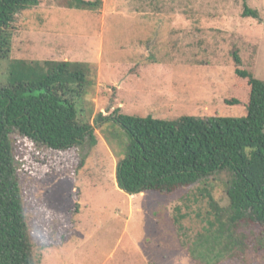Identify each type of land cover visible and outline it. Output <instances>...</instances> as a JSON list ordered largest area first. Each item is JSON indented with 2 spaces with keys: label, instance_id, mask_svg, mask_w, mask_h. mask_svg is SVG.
Returning <instances> with one entry per match:
<instances>
[{
  "label": "rangeland",
  "instance_id": "obj_1",
  "mask_svg": "<svg viewBox=\"0 0 264 264\" xmlns=\"http://www.w3.org/2000/svg\"><path fill=\"white\" fill-rule=\"evenodd\" d=\"M56 2L17 15L11 58L0 60V85L11 82L18 60L88 62L79 103L97 142L54 150L12 131L34 258L40 264H264V227L249 220L235 227L241 250L223 247L206 258L198 250L200 214L208 209L207 197L198 201L199 189L205 184L230 212L229 171L173 194H129L116 178L127 136L117 122L99 119L117 108L165 120L245 115L249 89L236 87L233 52L264 80V0H102L97 10ZM246 3L259 17L244 15Z\"/></svg>",
  "mask_w": 264,
  "mask_h": 264
},
{
  "label": "trees",
  "instance_id": "obj_2",
  "mask_svg": "<svg viewBox=\"0 0 264 264\" xmlns=\"http://www.w3.org/2000/svg\"><path fill=\"white\" fill-rule=\"evenodd\" d=\"M56 1L62 7L85 10H97L102 4V0ZM49 3L0 0V60L11 58L17 15ZM244 15L259 17V12L246 3ZM233 55L236 87L249 89L245 115H182L165 120L152 114H124L117 108L110 117L99 118L117 122L127 136L116 178L129 194H173L221 170L231 173L227 185L230 212L205 184L199 189L198 201L208 198V209L204 216L200 214L205 225L197 239L205 258L223 247L242 249L244 243L235 234L240 220L264 227V80L242 66L237 50ZM18 67L11 82L0 85V264H40L29 238L11 133L18 130L54 150H69L86 141L95 144L94 126L79 103L87 93L91 68L83 61L23 59L18 60ZM228 102L241 103L239 99Z\"/></svg>",
  "mask_w": 264,
  "mask_h": 264
}]
</instances>
